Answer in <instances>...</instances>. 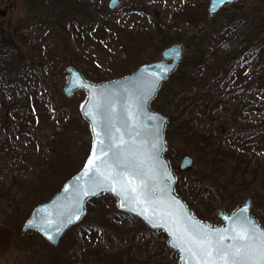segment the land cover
<instances>
[{"label":"rangeland","instance_id":"rangeland-1","mask_svg":"<svg viewBox=\"0 0 264 264\" xmlns=\"http://www.w3.org/2000/svg\"><path fill=\"white\" fill-rule=\"evenodd\" d=\"M109 1L0 0V44L1 30L16 44V47L3 44L0 57L16 73L11 78L0 73V264H55L54 258L71 247L79 234L82 220L69 228L53 248L38 233L23 228L33 209L49 201L83 167L90 151L89 126L79 110L86 95L79 91L67 98L61 90L67 68L94 77L111 75L114 79L158 60L164 48L180 43L184 52L181 62L189 57L207 61L206 67H195L199 77H204L208 69H224L222 65L226 62L232 63L227 68L234 67L236 47L242 41L237 37L242 36L243 25H247V33L252 30L250 39L254 41L261 38L260 33L264 34V0H237L213 17L208 15L209 0H119L113 10L108 9ZM62 17L64 20L59 21L64 22L63 26L57 22ZM225 43L229 44L228 48L221 49ZM201 46L206 47L203 52ZM246 52L242 50V54ZM247 54L243 55L242 63L247 64L249 73L254 64ZM208 55L212 58H207ZM26 65L29 70L23 71ZM261 70L264 67L258 69ZM243 73L235 71V79H243ZM259 78L264 85V74ZM184 81L175 71L157 95L163 90L161 97L168 96L170 101L181 99L189 89ZM254 87V91L231 92L229 101L237 109L234 114L211 117L209 121L217 138L228 136L245 123H264V92ZM196 110L197 113H186L188 119L201 117L202 111L198 107ZM182 127L176 115L170 127L165 128L167 159L173 172L177 176L184 173L180 180L183 186L198 172L200 176L192 181L199 182V188L208 192L216 187L207 199L202 198L204 191L199 188L191 193L195 209L207 218L199 219L221 225L218 210L230 213L250 198L256 213L264 220V194L255 203L246 183L240 187L230 176L224 183V175H217V166L205 157L208 150L198 152L200 139L184 140ZM245 140L259 141L253 136ZM184 155L193 158V165L180 172L178 165ZM101 197L90 205L89 201L86 203L84 217L88 208L89 217L117 209L112 196ZM254 213L251 214L257 219ZM111 223L116 226L110 223L105 226L110 233L129 234L122 243L123 258L131 261L136 258V264H141L147 257L158 256L166 264H178V255L168 249L165 236L144 231L134 220ZM97 242V238H89L84 240L83 247L93 249ZM104 258L107 259L106 255ZM78 261H83L80 256Z\"/></svg>","mask_w":264,"mask_h":264},{"label":"water","instance_id":"water-1","mask_svg":"<svg viewBox=\"0 0 264 264\" xmlns=\"http://www.w3.org/2000/svg\"><path fill=\"white\" fill-rule=\"evenodd\" d=\"M236 1L210 0L209 17ZM118 4L119 0H110L108 9H115ZM228 46L225 43L221 49ZM183 53L180 43L169 45L158 60L102 83L88 81L79 70L67 68L62 92L67 98L76 91L86 95L80 114L89 126L90 151L83 167L60 191L33 209L24 231H36L56 248L64 233L82 220L86 203L107 194L116 200L118 211L136 218L150 230L161 231L168 249L177 253L178 264H223L200 251L205 235L214 247L225 249L246 242L259 243L252 232H264V227L251 214L250 198L230 213L218 210L222 224L215 226L195 217L175 191L177 177L164 157L168 119L151 109V103L162 84L177 70ZM113 152L120 154L119 165ZM192 165L193 158L184 155L178 170L186 171ZM233 229H246L248 241L232 239ZM49 235L53 238L49 239Z\"/></svg>","mask_w":264,"mask_h":264},{"label":"trees","instance_id":"trees-1","mask_svg":"<svg viewBox=\"0 0 264 264\" xmlns=\"http://www.w3.org/2000/svg\"><path fill=\"white\" fill-rule=\"evenodd\" d=\"M59 19L64 20L63 17L58 18V23H60ZM63 23L64 22L61 21L60 25L63 26ZM243 27V31H241L243 37H237V40L242 41H240L239 45L236 47L238 50L234 56L237 57V61L235 62L236 59L234 60V67L227 68L232 63L226 62L225 65H222V68L224 69H217V71L208 69L204 77H199V72L195 70V67L198 68L199 65L200 69L206 67L207 61H196L193 57L184 59L176 70V74L181 75V81L185 80L184 82L189 85V89L183 93V97L181 96V99L177 97L175 101H170L168 96H165V98L161 97L162 90L159 92L156 99L152 101L151 105L155 111L160 112L168 118L167 129L170 127L172 120L177 115L180 125L183 126L182 136H185L184 140L191 141L192 139H195L197 141L200 139V142L196 147L198 152L204 148L208 150L205 157L208 158L207 160H209V163H214L211 165L217 166L215 170L217 169L218 174L215 170L213 173H216L220 177H223L222 175H224V183L228 181L226 179L227 176L235 178L240 187L246 183L250 187L249 194L253 196L256 203L259 201L258 199L261 198L260 196L264 194V123H245L241 129H234L228 134V136L217 138V134L215 133L216 131L213 130L212 123L209 121L212 116H222L228 115V113L234 114L236 112V107L233 103H231V101H229L231 92L233 93L234 90L237 89V92L240 91L241 93L246 89L254 91L255 87L253 88V86L255 85L257 88H260L261 92H264L263 81L259 78L260 75L264 74V70H261L260 72L258 71L259 68L264 67V34L263 32L260 33L259 37L261 38L254 41L253 39H250L253 34L252 30L249 34L247 33L248 29L245 28L247 25L245 24ZM160 29L161 28H158L159 31ZM1 33L2 37L0 46L2 45V47H0V57L1 50L4 49L3 44L7 43V45L10 44V46L16 47V44L9 39V34L7 35L3 30H1ZM205 49L206 47L201 46L202 52ZM242 50L243 53L244 51L248 52L247 56L249 57L251 63L254 64L252 65L249 73L246 71L247 64L242 63L243 55L246 56L247 52L242 54ZM81 57L86 56L81 55ZM207 58L212 57L208 55ZM2 61L0 59V73L2 72L5 75V78H7V76L11 78L16 73L11 69L9 70L8 64L4 61V67L1 66ZM182 64H185L186 68L182 69ZM187 68L194 69L190 71ZM23 69V71L26 69V71H28L29 66L26 65ZM237 70H239L240 73L244 72L242 77L243 79H235V71ZM82 73L88 80L97 83L113 79L111 75L108 77L107 75H104L103 77H100L99 75L94 77L90 75L91 73L89 74L85 71H82ZM1 80H3V77H1ZM258 84H261L262 86L260 87ZM197 107L202 111L199 113L202 114L201 117H198L197 120L188 119L186 113L190 111H192V113H197ZM177 112L179 113L177 114ZM177 120L178 119H176V121ZM252 136L259 139V141L245 140ZM167 150L165 152L166 158L169 157ZM197 164H199V161ZM199 174L200 173L195 172V175L190 179L188 178V182L184 186L180 183L184 173L179 174L177 176L175 190L176 193L186 202L187 206L192 209L193 214L196 217L206 220V216L200 215L195 209L196 206L191 198V193L197 191L200 186L199 182L192 181L193 178L199 177ZM215 188H209L208 192H206L203 187L199 188L201 191H204L202 198L207 199V196L211 195ZM226 191L228 192V188H226ZM249 194L247 195L249 196ZM101 199L103 198L101 197L96 200ZM93 202L94 200L89 201L88 205ZM252 207L251 213L255 212L254 214L258 221L264 226V220H262L256 213V207L254 205ZM89 213L90 209L88 208V215L82 219V222L79 224L80 228L77 226L79 228L78 236L73 241L71 247L62 253V255L54 258L56 261L55 264H136L138 259L135 258L133 259L134 261H131L130 258H123L121 254L124 248L122 243H125L128 240L129 234L127 235L125 233H121L119 236H115L110 233L108 229H105V226H108V223L112 224V226H116V223L113 224L111 221L113 222L118 220L119 222H126L128 220H134L135 222L141 224L144 231L164 236L161 231L148 230L140 221L118 211L117 209H112V211L108 213H99L93 217H89ZM120 224L124 225L126 223ZM89 238H97L98 242L93 249L87 250L84 249L83 246L84 240ZM78 246L82 247L78 248ZM81 251H83V254L80 255ZM93 254H96L98 259L94 257ZM104 255H106L107 259L104 258ZM79 256L83 260L82 262L78 261ZM140 262L141 264H166L163 259L158 256L147 257L144 261Z\"/></svg>","mask_w":264,"mask_h":264},{"label":"snow or ice","instance_id":"snow-or-ice-1","mask_svg":"<svg viewBox=\"0 0 264 264\" xmlns=\"http://www.w3.org/2000/svg\"><path fill=\"white\" fill-rule=\"evenodd\" d=\"M100 143L103 144V141ZM119 157V153L113 152V159L117 165L120 164ZM134 190L135 189H133V191ZM233 231L235 232V235L232 239L248 241L249 235L246 229L239 232H236L235 229H233ZM252 235L253 238L259 240L258 244H250L246 242L240 245L230 246L228 249L220 246L214 247L212 241L205 235L200 243V251L205 256L213 258V260L218 258L223 264H264V232L256 234L253 230ZM52 238L53 237L49 235V239ZM213 251H215V257H213ZM205 264H207V261Z\"/></svg>","mask_w":264,"mask_h":264},{"label":"flooded vegetation","instance_id":"flooded-vegetation-1","mask_svg":"<svg viewBox=\"0 0 264 264\" xmlns=\"http://www.w3.org/2000/svg\"><path fill=\"white\" fill-rule=\"evenodd\" d=\"M210 1V0H209ZM208 10V9H207Z\"/></svg>","mask_w":264,"mask_h":264}]
</instances>
